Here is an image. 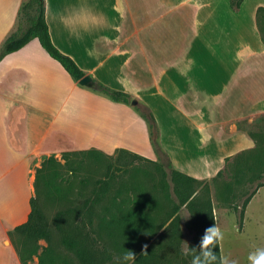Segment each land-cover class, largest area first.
I'll return each mask as SVG.
<instances>
[{
    "label": "crops",
    "instance_id": "1",
    "mask_svg": "<svg viewBox=\"0 0 264 264\" xmlns=\"http://www.w3.org/2000/svg\"><path fill=\"white\" fill-rule=\"evenodd\" d=\"M26 1L0 0V51L17 31ZM45 2L54 45L94 83L151 107L161 146L175 169L208 181L228 157L256 146L237 121L264 113L249 110L264 97V43L257 20L264 0H244L239 10L230 0ZM69 17L75 21L71 29L65 24ZM206 25L232 45L233 57L218 61L210 51L201 57ZM190 38L194 65L203 62L208 74L203 89L199 76L185 70L184 56L173 58ZM222 75L224 93L217 96L211 80ZM92 87L75 80L37 38L0 60V264H23L11 233L29 219L36 169L45 157L92 149L152 156L148 126L134 105ZM188 220H182L184 229Z\"/></svg>",
    "mask_w": 264,
    "mask_h": 264
},
{
    "label": "rangeland",
    "instance_id": "2",
    "mask_svg": "<svg viewBox=\"0 0 264 264\" xmlns=\"http://www.w3.org/2000/svg\"><path fill=\"white\" fill-rule=\"evenodd\" d=\"M261 20V25L264 28V13ZM189 21L192 27V19ZM21 23H24L23 18L20 19L19 25ZM208 26L206 25L205 29L202 28L200 33L201 57H208L209 51L212 55L216 53L218 61L233 57L232 45L227 43L219 32L215 34L209 31ZM190 33L192 34V32ZM189 42L192 43L189 44ZM252 42L254 46H257L255 40ZM183 56L188 62L185 64V70L187 72L189 70V74L194 73L199 76L198 80L201 89H203L207 83L208 74L204 70L203 62L201 67L194 65L193 40L191 38L176 48L173 58L177 60ZM211 83L217 86V96L224 93V75L217 78L212 77ZM249 110L264 111V97L250 104ZM138 113L142 116L140 112ZM261 115L264 113L250 117L246 124L247 127H252L253 133L257 136L264 134V118L255 122V118ZM142 118L148 126L152 141L151 130L153 131V129H151L150 122L144 117ZM151 144L149 155L152 154V156L146 158L154 161L159 160L160 155L157 154L153 142ZM261 145L263 146L261 152L246 155L241 164L235 163L234 159L231 160L221 177L214 181L212 179L200 180V185L208 184L210 187L214 212L224 234V238L220 242L222 264L225 261L229 264L231 261H236L237 264H249V254L256 252L257 249H264V186L261 187L263 189H258L260 191L249 203L244 223L241 226L240 213L242 210L241 207L236 209L237 205H242L260 182H264V137L261 139ZM65 153L68 154L67 157H64ZM117 156V151L114 155H108L96 149L63 152L57 156L45 157L37 166L36 176L39 169L41 172L38 175V194H36L51 232V245L64 257L68 256L72 264H77V260L74 255H69L68 248L61 244V234L57 231L54 222L55 216L67 206L78 204V201L79 203L84 202L95 190L99 189L97 182L105 179L108 166L113 164L114 169L118 166ZM163 163L166 164L165 159ZM116 172V178L104 193L102 201L96 206V218L101 223V240L107 244L112 254L113 259L108 264H133V262L123 260L125 253L122 245L127 243L125 241H131L135 237L140 241V244H137L138 248L148 247L151 242L148 240L151 234L148 223L153 219H158L160 222L167 221L173 213L174 204L169 198V194L161 186H158L162 176L161 172L155 171L149 160L128 159L126 164ZM181 217L183 221L189 219V212L186 208L181 211ZM163 230L155 235V239L162 234ZM116 235H121L120 239L115 238ZM124 238L127 240H123ZM191 238L192 236L186 231L184 249L187 250ZM114 240L123 242H120L119 247V242L116 243ZM39 241H42L41 244ZM15 242L20 249H23V253L27 254L25 250L31 244L26 247L22 238L15 239ZM35 244L39 247V252L49 245L46 239H39ZM137 246L130 251L136 253ZM27 264L39 263L33 256L27 259Z\"/></svg>",
    "mask_w": 264,
    "mask_h": 264
},
{
    "label": "trees",
    "instance_id": "3",
    "mask_svg": "<svg viewBox=\"0 0 264 264\" xmlns=\"http://www.w3.org/2000/svg\"><path fill=\"white\" fill-rule=\"evenodd\" d=\"M243 1L244 0H230L232 9L239 10ZM263 13L264 6H261L257 11V20L261 32V39L264 43V28L261 25V16ZM22 18L24 19V23H21L17 31L12 33L4 42L0 51V60L7 54L23 48L30 41L37 38L50 56L57 60L75 80L79 81L88 75L72 57L63 53L54 45L46 19L45 0L26 1L20 12V19ZM92 89L104 94L113 101L133 104L134 108L141 113L142 117L150 122L151 129H153V131L151 130V138L157 154L160 155L159 160H150L130 150L118 149V156L116 158L118 166L115 169L118 170L122 168L128 159L149 160L153 169L157 172H161L162 176L158 186H161L162 189L169 194V198L174 204L173 213L167 221L160 222L158 219H153L148 223V227L151 229V234L148 238L149 241L152 240L160 230H164L155 241L146 247V250L144 246L142 248L139 247V249L137 244H140V241L138 238L133 237L131 241H125L127 243L122 245L124 248L123 252L130 251L137 246V254L135 253L136 259L133 264H191L192 256L189 254V247H197L204 235L205 229L214 224L216 225V215L210 194V187L208 184L204 186L200 185V180L173 167L171 159L161 146L160 127L149 105L135 99L134 96L128 93L113 89L100 81H95ZM263 118L264 115L258 116L255 118V122ZM247 122V118L238 120V128L246 130L254 139L256 146L237 155L228 157L226 159V166L212 179L213 181L222 176L231 160L234 159L235 163L241 164L246 155L258 154L263 150L261 139L264 137V134L258 135L259 137L255 135L252 131V127L246 126ZM63 155L67 157L68 154L65 153ZM164 159L166 160V164L163 163ZM115 169L113 168V164L108 166L105 179L97 182L99 189L95 190L87 200L82 203L78 201V204L67 206L55 216L54 222L57 231L61 234V244L68 248L69 255L75 256L77 264H108L113 259L107 244L101 240L102 229L101 223H99L96 218V206L102 201V197L105 195L104 193L107 192L111 182L116 178L117 172ZM40 172L41 169H39L36 176L35 186L37 194L38 175ZM83 182L86 183V181ZM263 186L264 182H260L253 192L243 201L242 205H237L236 209L241 207L242 210L240 213V226L244 223L247 206L255 196L257 190ZM37 194L31 200V213L28 221L16 227L11 233L15 244V239L17 240V238H22L26 247L28 244H31L30 247L25 250L27 254H24L22 251L23 249H20L16 244L22 262L23 264H27V259L38 256L39 264H72L68 256L64 257L51 245V232ZM184 208L189 212V220L186 229H184L181 224V211ZM170 219L172 220L169 221ZM119 224L121 225V222ZM166 224H168V226L165 227ZM186 231L192 236L188 243L189 247H187V250L184 249L183 246ZM120 237L121 235H116L115 238L120 239ZM39 239H46L49 243L40 253L38 250L39 247L35 244ZM123 240L127 239L124 238ZM114 241L116 243L119 242V247L121 245L120 242H123L120 240ZM215 251L217 255L216 264H222L220 243Z\"/></svg>",
    "mask_w": 264,
    "mask_h": 264
},
{
    "label": "clouds",
    "instance_id": "4",
    "mask_svg": "<svg viewBox=\"0 0 264 264\" xmlns=\"http://www.w3.org/2000/svg\"><path fill=\"white\" fill-rule=\"evenodd\" d=\"M74 23L75 21L71 17L65 20L66 26L70 29ZM223 238V232L215 224L206 228L199 245L192 248L188 246L189 254L192 256L191 264H216L217 255L215 249H217L218 244ZM146 247L147 246H145V250ZM135 259L136 256L133 251H125V254L123 255L124 261L134 262ZM248 260L249 264H264V249H257L256 252L250 253ZM224 264H229V262L225 261ZM230 264H237V262L231 261Z\"/></svg>",
    "mask_w": 264,
    "mask_h": 264
},
{
    "label": "water",
    "instance_id": "5",
    "mask_svg": "<svg viewBox=\"0 0 264 264\" xmlns=\"http://www.w3.org/2000/svg\"><path fill=\"white\" fill-rule=\"evenodd\" d=\"M81 85L91 86L94 85V81L90 75L85 76L83 79L80 80Z\"/></svg>",
    "mask_w": 264,
    "mask_h": 264
}]
</instances>
